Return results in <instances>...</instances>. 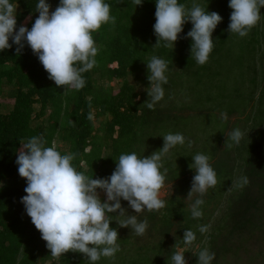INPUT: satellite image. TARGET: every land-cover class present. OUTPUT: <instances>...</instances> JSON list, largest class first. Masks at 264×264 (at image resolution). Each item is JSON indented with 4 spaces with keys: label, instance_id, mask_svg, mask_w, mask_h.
<instances>
[{
    "label": "trees",
    "instance_id": "1",
    "mask_svg": "<svg viewBox=\"0 0 264 264\" xmlns=\"http://www.w3.org/2000/svg\"><path fill=\"white\" fill-rule=\"evenodd\" d=\"M10 2L17 5L15 31L20 26L31 30L39 16V0ZM46 2L52 12L60 0ZM105 2L116 22L92 33L98 48L96 64L82 74L85 85L80 90L56 86L26 41L20 53L11 38V47L0 51V105L5 86L11 98L10 108L0 110V264L46 260V264H92L79 252L52 257L31 222L21 202L27 195V181L20 177L16 163L21 142L41 135L46 147L55 140L63 141L66 146L56 148L62 155L74 154L72 164L77 171L89 178L106 179L121 154L150 156L163 148V136L169 132L183 134L185 143L162 156L161 172L167 169L164 183L170 184L169 192L161 197L165 206L137 213L121 198L125 216H120L119 210L108 214L110 227L119 234L120 251L111 258L101 257L95 264H174L171 257L185 246V230H192L196 240L207 242L215 254L211 264H226L221 257L232 252L237 264H255L260 255L264 261V31L260 24L241 37L228 30L233 11L230 0H178L188 8L195 3L222 17L212 34L214 47L208 61L200 65L192 56L193 42L187 37L190 21L183 25L173 47H164L163 42L157 47L156 0H142L141 5L134 0ZM152 56L167 61L168 82L162 85L163 98L149 109L144 103L151 101L150 88L137 92L126 73L132 72L147 83V63ZM113 61L117 64L110 66ZM143 68L142 78L138 71ZM96 74L99 79L121 77V82L114 89L100 82ZM35 103L39 104L37 109ZM33 118L38 120L33 122ZM237 128L243 133L238 145L229 138ZM198 153L210 157L217 184L203 195H188L196 174L190 165ZM245 176L248 183L238 186ZM196 199L204 201L199 218L191 215ZM222 201L223 215L212 230L208 227L201 233L200 226L207 225ZM129 215H135L138 222L147 219L144 235L138 236L131 226H119L118 222ZM249 238L256 241L255 251L249 248Z\"/></svg>",
    "mask_w": 264,
    "mask_h": 264
},
{
    "label": "clouds",
    "instance_id": "2",
    "mask_svg": "<svg viewBox=\"0 0 264 264\" xmlns=\"http://www.w3.org/2000/svg\"><path fill=\"white\" fill-rule=\"evenodd\" d=\"M141 5L142 0H134ZM46 0H39L36 11L39 13L29 30L25 26H17L16 8L10 0H0V51L11 47L9 39L18 45L17 53L26 41L33 53L49 74L55 85L80 90L85 85L82 74L91 70L96 64L98 48L92 33L104 24H115L116 18L110 14V5L105 0H60L54 11ZM229 31L244 37L261 18L264 0H230ZM154 32L157 36L155 46L173 47L183 25L190 21L191 30L187 37L192 40L191 53L200 65L208 61L213 50L212 34L222 17L215 11L206 12L200 5L186 7L178 0H156ZM80 65V66H77ZM167 61L152 56L147 63L150 90L144 104L149 109L164 96L163 84H166ZM226 120V114H222ZM89 113L88 119L91 120ZM243 133L235 129L230 133V140L239 144ZM164 145L159 151L147 157H138L135 152L121 154L110 177L106 179L89 178L77 171L72 161L74 154H61L55 143L46 147V140L41 136H33L26 143L21 142L16 163L21 178L26 179L22 197L27 215L35 228L46 241L51 256L59 258L72 251L84 254L92 264L101 257H114L120 251L117 243L118 231L110 227L109 213L119 210L125 216L126 209L121 205V198L128 202L134 212L159 210L165 206L160 198V190L165 182L167 169L161 160L164 154L176 145H183L185 137L181 133H167L163 136ZM191 146V141H189ZM232 147V144H228ZM195 175L191 193L203 195L208 188L217 184V174L209 163L210 157L198 153L193 158ZM248 178L241 177L238 186L243 187ZM97 189L106 193V201L102 202ZM202 199H196L191 206L193 218L202 216L200 206ZM120 227H129L138 236L144 235L148 227L147 219L138 222L135 215H129L118 222ZM207 225L199 228L201 233L208 231ZM185 245L196 240L192 230H185ZM198 264H211L215 254L208 248L198 253ZM174 264H187L183 252H175L172 257Z\"/></svg>",
    "mask_w": 264,
    "mask_h": 264
},
{
    "label": "rangeland",
    "instance_id": "3",
    "mask_svg": "<svg viewBox=\"0 0 264 264\" xmlns=\"http://www.w3.org/2000/svg\"><path fill=\"white\" fill-rule=\"evenodd\" d=\"M261 18L259 20V24L260 27L263 29L264 31V7L261 8ZM264 45V43H263ZM117 63L116 61H113L110 63V66H115ZM143 67H145L143 65ZM145 68H143L142 70L138 71V75L140 77L143 78L144 76V72ZM234 72H236L235 69H233ZM239 74V71H237ZM97 78L100 82H102L103 84H110L114 89H117V87L119 86L120 82H121V77H115L112 79H108L106 77H103L102 79H99V74H96ZM126 78L132 82L136 84V89L137 92H141L144 89L150 88V81L149 79L147 80V83L145 81V83L141 80L138 79L132 72H127L126 73ZM8 91H10L8 86H5L3 88V96L5 98H3V103L0 105V110L2 111H7L10 108V103H11V98L9 97ZM4 104V105H3ZM35 108L37 109L39 107L38 103L34 104ZM38 120V118H33L32 121L36 122ZM55 145H62V146H66L65 142L60 141V140H55L54 141ZM170 184L168 183H164L163 187L160 190V198L166 194L167 192H169L170 190ZM99 196H101L102 198L104 197V199H107L106 197V193L103 190H97ZM102 201V200H101ZM224 209H225V202L222 201L220 204H218L217 208L214 209L212 215L209 217L208 221H207V226H209V228L212 230L213 227L216 225V222L218 221V219L223 215L224 213ZM264 226V225H263ZM247 241V240H246ZM258 241V240H257ZM256 243V241H254L253 239H250L247 241V243H249V248L253 249L254 251L256 250V247L254 245V243ZM207 242L204 239H200V240H196L194 241L191 245H185L182 247H179L178 250L179 252H183L184 253V257L185 260L187 261V264H198V253L200 250H202L203 248H208V245L206 244ZM240 254V252H239ZM262 256H258L257 260L255 262V264H264L263 260H261ZM48 262V260L44 261L43 263H38V264H46ZM221 262H225L226 264H237V259L236 256L232 253H229L228 255H225L223 257H221Z\"/></svg>",
    "mask_w": 264,
    "mask_h": 264
}]
</instances>
